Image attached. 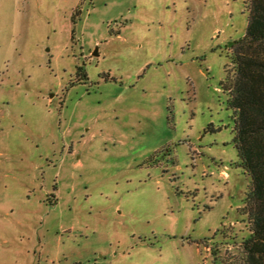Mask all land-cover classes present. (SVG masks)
<instances>
[{"label":"rangeland","instance_id":"rangeland-1","mask_svg":"<svg viewBox=\"0 0 264 264\" xmlns=\"http://www.w3.org/2000/svg\"><path fill=\"white\" fill-rule=\"evenodd\" d=\"M248 21L249 0H0V264H234L252 179L223 82Z\"/></svg>","mask_w":264,"mask_h":264},{"label":"trees","instance_id":"trees-1","mask_svg":"<svg viewBox=\"0 0 264 264\" xmlns=\"http://www.w3.org/2000/svg\"><path fill=\"white\" fill-rule=\"evenodd\" d=\"M232 65L223 87L235 113L234 145L252 179L242 208L251 235L234 264H264V0H249L247 31L232 44Z\"/></svg>","mask_w":264,"mask_h":264},{"label":"water","instance_id":"water-1","mask_svg":"<svg viewBox=\"0 0 264 264\" xmlns=\"http://www.w3.org/2000/svg\"><path fill=\"white\" fill-rule=\"evenodd\" d=\"M93 56H94V57L98 56V53L95 52V53L93 54Z\"/></svg>","mask_w":264,"mask_h":264}]
</instances>
